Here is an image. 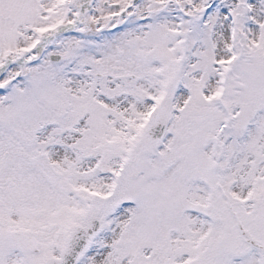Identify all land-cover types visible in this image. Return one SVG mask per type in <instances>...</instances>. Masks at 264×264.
<instances>
[{
    "label": "snow or ice",
    "instance_id": "6c2138e0",
    "mask_svg": "<svg viewBox=\"0 0 264 264\" xmlns=\"http://www.w3.org/2000/svg\"><path fill=\"white\" fill-rule=\"evenodd\" d=\"M0 264H264V0H0Z\"/></svg>",
    "mask_w": 264,
    "mask_h": 264
}]
</instances>
